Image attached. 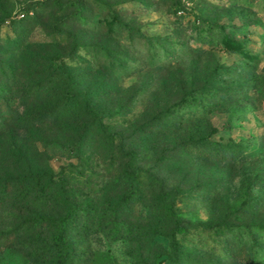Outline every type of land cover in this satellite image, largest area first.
I'll return each instance as SVG.
<instances>
[{
  "label": "rangeland",
  "instance_id": "rangeland-1",
  "mask_svg": "<svg viewBox=\"0 0 264 264\" xmlns=\"http://www.w3.org/2000/svg\"><path fill=\"white\" fill-rule=\"evenodd\" d=\"M0 264H264V0H0Z\"/></svg>",
  "mask_w": 264,
  "mask_h": 264
},
{
  "label": "trees",
  "instance_id": "trees-1",
  "mask_svg": "<svg viewBox=\"0 0 264 264\" xmlns=\"http://www.w3.org/2000/svg\"><path fill=\"white\" fill-rule=\"evenodd\" d=\"M178 234H180V235L184 234V231L181 227H178Z\"/></svg>",
  "mask_w": 264,
  "mask_h": 264
}]
</instances>
